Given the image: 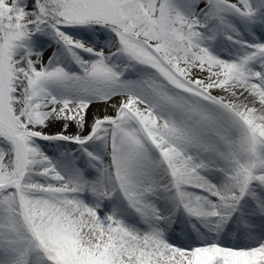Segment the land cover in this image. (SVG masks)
I'll use <instances>...</instances> for the list:
<instances>
[{"label": "snow or ice", "instance_id": "6c2138e0", "mask_svg": "<svg viewBox=\"0 0 264 264\" xmlns=\"http://www.w3.org/2000/svg\"><path fill=\"white\" fill-rule=\"evenodd\" d=\"M0 264H264V0H0Z\"/></svg>", "mask_w": 264, "mask_h": 264}]
</instances>
